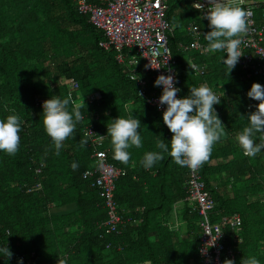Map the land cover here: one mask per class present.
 I'll return each mask as SVG.
<instances>
[{
	"label": "trees",
	"instance_id": "16d2710c",
	"mask_svg": "<svg viewBox=\"0 0 264 264\" xmlns=\"http://www.w3.org/2000/svg\"><path fill=\"white\" fill-rule=\"evenodd\" d=\"M253 1L260 3L252 10L253 20L263 24L264 0ZM166 19L172 26L167 44L175 61L178 98L201 85L221 98L213 107L226 132L213 145L209 160L197 169L214 203L211 221L237 214L241 227L240 242L231 245L234 264L251 256L264 264V204L252 199L264 191V150L247 157L236 140L259 103L247 92L253 83H264L258 77L246 79L238 67L227 76L222 63L227 57L219 51L209 56L183 51L181 47L190 41L184 29L187 23L200 28L203 44H207L203 35L211 29L181 0L168 1ZM103 40L102 33L76 13L71 0H0V120L18 115L22 121L17 153L0 152V247L11 251V258L22 257L24 264H195L198 229L191 220L196 217L186 209L180 213L188 239L166 226L172 204L185 196V166L177 165L167 152L150 169L141 164L146 152L160 151L156 148L160 138L168 143L172 137L162 113L145 105L136 82L129 79L133 69L152 88L151 73L144 72L140 63L127 66L134 58L131 49H123V62H118L114 49L99 46ZM188 61L203 65V75H194ZM69 80L76 83V91L66 86ZM68 95L76 104L97 97L90 103L83 100L85 119L76 124L73 138L63 141L56 155L34 99ZM73 106L69 105V112ZM129 116L140 120L142 147H130L131 158L124 165L113 158L107 126L117 117ZM85 128L105 136L100 149L108 163L124 172L114 183L112 201L118 212L123 209L125 217L138 222L125 224L118 234L107 235L98 228L105 220L103 199L91 187L93 178L81 177L92 169V149L88 142L83 147L79 143L86 140ZM260 135L254 137L256 143ZM73 163L78 164L76 170ZM0 264L13 263L0 254Z\"/></svg>",
	"mask_w": 264,
	"mask_h": 264
},
{
	"label": "built area",
	"instance_id": "2783aa9c",
	"mask_svg": "<svg viewBox=\"0 0 264 264\" xmlns=\"http://www.w3.org/2000/svg\"><path fill=\"white\" fill-rule=\"evenodd\" d=\"M71 1L76 13L86 17L87 22L102 33L104 40L99 43V46L103 50L112 48L117 52L116 60L118 62H123L121 51L131 49L134 50V58L127 61L128 67L136 65L138 61L144 72L151 73L153 83L160 75H174L176 78L175 61L171 57L167 44V34L172 32V26L166 19L169 0H97L98 4L90 2V0ZM181 1L196 12L200 20H205L202 18L204 13L193 5L199 2L206 11L209 6L207 0ZM225 2H230V0H225ZM238 2L246 10L250 9L252 15L249 17L247 33L239 37L242 40L240 51L243 56L235 67L243 71L246 79L258 77L264 83V23L260 25L255 23L252 11L258 7L259 2L253 0H238ZM262 21L264 22V18ZM184 29L190 41L188 45L181 47L183 51L197 50L205 56L217 52L205 51L207 44L201 42L200 28L193 22L187 23ZM220 52L227 57L225 51ZM188 63L192 62L188 61ZM203 70L204 66L200 65L199 71H194V75H203ZM133 72V69L129 70V79L136 82L138 97L154 112L163 113L166 105L158 103L162 94V87L154 86L156 93L150 94L145 81L137 78ZM66 86L70 91L77 90L76 83L71 80L66 83ZM175 87L178 88L176 83ZM96 97L97 95L88 96L83 100L90 103ZM43 102L44 100L41 98L34 99V105L40 109H42ZM245 110H249V106H246ZM83 136L92 149L90 155L92 169L84 171L81 177L82 179L93 178L91 187L103 199V208L106 214L105 221L98 228L103 227L107 235L118 234L125 224L134 223L136 225L138 222L125 217V213H118L117 207L112 201L114 183L123 176L124 172L108 163L105 152L100 149L103 139L98 136L101 135L85 128L83 129ZM185 168L187 171L183 183L185 196L181 202L186 205L188 214H194L197 218V260L195 264H223L226 259L234 262L236 253L231 245L240 242L238 235L241 227L240 217L237 214L222 215L215 221H211L214 209L210 194L205 189L197 170L192 171L186 166ZM34 173L39 174L38 168H35ZM252 199L264 204V191L253 196ZM208 233L211 236L207 235ZM9 260L13 264H19V262L24 264L22 257H12Z\"/></svg>",
	"mask_w": 264,
	"mask_h": 264
},
{
	"label": "clouds",
	"instance_id": "9594fccd",
	"mask_svg": "<svg viewBox=\"0 0 264 264\" xmlns=\"http://www.w3.org/2000/svg\"><path fill=\"white\" fill-rule=\"evenodd\" d=\"M207 3L209 6L206 11L199 2L193 5L204 13L202 18L208 21V26L211 29L203 35L207 41L205 51L210 53L225 51L227 58H222V63L227 69L228 76L243 56L240 51L242 40L239 37L247 33L249 17L252 12L250 9L243 8L238 0H230V2L207 0ZM195 30L198 31V29ZM187 65L189 69L199 71L197 64L187 63ZM133 78L135 79V76ZM175 83L174 75H160L153 83L154 86L163 89L158 103L166 105V109L162 113V120L172 133V137L168 143L161 138L157 141L156 148L160 151H150L144 154L141 164L145 169H150L156 162L163 160V153L167 152L177 165L186 166L192 171H196L209 160L213 145L226 132L213 107L221 102L220 96L207 85H201L189 88V94L184 98H177L180 89L175 87ZM247 96L252 100L259 101V103L256 105V111L246 117L249 124L238 133L236 140L245 156L255 157L261 150H264V86L253 83L247 92ZM70 104L74 105L71 112L68 110ZM84 109L83 99L79 104H76L71 95L63 99L53 96L43 102V125L46 134L54 145L56 155H59L63 141L69 137L73 138L76 124L85 119ZM241 118L245 117L241 116ZM21 124L22 121L18 115H9L6 120H0V152L10 156L17 153L20 145ZM140 127V120L134 116H129V118L117 117L107 126V136L111 138L113 158L116 161L127 165L131 158L128 149L133 146L137 149L142 147L141 136L138 132ZM256 134H261L259 143L254 140ZM98 137L104 139L105 136ZM79 143L83 147L87 144V141L81 140ZM71 167L76 170L78 164L73 163ZM181 201L175 202L171 206V214H174V218H176V204H183L184 209L187 211L186 205ZM118 213H124L123 209ZM166 226L169 231H177L180 228L175 219L172 223L167 220ZM207 235L211 236L210 233ZM9 236H11L10 233ZM0 254L6 260L12 256L11 251L6 246L0 247ZM19 264H22V262H19ZM61 264H64V261H61ZM223 264H234V262L226 259ZM240 264H259V261L251 256L242 259Z\"/></svg>",
	"mask_w": 264,
	"mask_h": 264
},
{
	"label": "crops",
	"instance_id": "0c3cea01",
	"mask_svg": "<svg viewBox=\"0 0 264 264\" xmlns=\"http://www.w3.org/2000/svg\"><path fill=\"white\" fill-rule=\"evenodd\" d=\"M152 83H153V81H152ZM153 88V89H152ZM148 87L147 86V89H148V92L150 93V94H155L156 93V89H155V87H154V85H153V87ZM245 108V107H244ZM152 110V109H151ZM245 110V109H244ZM249 110H250V107H249ZM249 110H245V111H249ZM235 140V139H234ZM211 165H214V161H212L211 162ZM224 177H225V175H221V179L223 180L224 179ZM221 182V181H220ZM213 185V184H212ZM179 204H181V203H178V204H176V208H177V210H176V218H174V214H170V216H172V222L174 221V219H175V221L177 222V223H179V225L181 224V223H183V220L180 218V213L182 212H180L179 210H180V208H178V205ZM179 211V212H178ZM53 213H54V210H53ZM172 222H170V223H172ZM181 237H183V238H185V239H188L189 238V236H188V233H186L185 231H183V232H181Z\"/></svg>",
	"mask_w": 264,
	"mask_h": 264
},
{
	"label": "rangeland",
	"instance_id": "374dc122",
	"mask_svg": "<svg viewBox=\"0 0 264 264\" xmlns=\"http://www.w3.org/2000/svg\"><path fill=\"white\" fill-rule=\"evenodd\" d=\"M178 208H180V210H179L180 212L183 211V210H184V206H183V204H179V205H178ZM179 211H178V212H179ZM168 222H172V216H169V218H168ZM191 222L194 224V226H196V219H192ZM186 227H187L186 223L183 222V223L180 224V228H179V230H180L181 232H183L184 229H185ZM184 239H185V238H184Z\"/></svg>",
	"mask_w": 264,
	"mask_h": 264
}]
</instances>
